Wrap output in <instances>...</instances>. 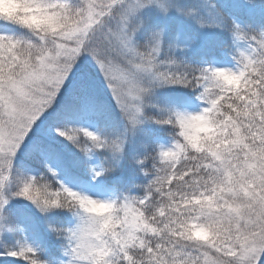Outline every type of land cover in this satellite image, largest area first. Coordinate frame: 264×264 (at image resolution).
<instances>
[{
  "label": "snow or ice",
  "instance_id": "6c2138e0",
  "mask_svg": "<svg viewBox=\"0 0 264 264\" xmlns=\"http://www.w3.org/2000/svg\"><path fill=\"white\" fill-rule=\"evenodd\" d=\"M0 264H264V0H0Z\"/></svg>",
  "mask_w": 264,
  "mask_h": 264
}]
</instances>
